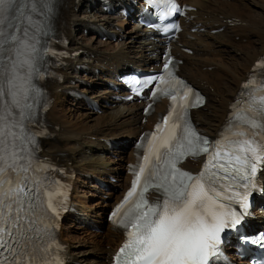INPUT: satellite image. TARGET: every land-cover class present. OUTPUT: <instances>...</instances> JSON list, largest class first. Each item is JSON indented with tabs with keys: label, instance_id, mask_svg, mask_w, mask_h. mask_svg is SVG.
Segmentation results:
<instances>
[{
	"label": "snow or ice",
	"instance_id": "1",
	"mask_svg": "<svg viewBox=\"0 0 264 264\" xmlns=\"http://www.w3.org/2000/svg\"><path fill=\"white\" fill-rule=\"evenodd\" d=\"M167 2L171 11L177 10L172 0ZM50 11V0H0V264H36L38 254L49 251L41 246L49 228L44 217L56 207L44 191L46 177L41 179L36 171L35 138L28 126L46 103L38 81L45 75V56L54 55L42 44L47 32L32 26V16ZM170 64L169 59L163 65L169 77ZM144 83H156L157 90L165 91L161 84L182 81L160 75ZM191 94V88L183 92L179 113L178 96L171 95L173 108L151 134L144 163L117 208L119 213L138 194L120 221L127 240L116 264H211L221 234L236 229L246 214L252 179L264 171V143L244 138L245 126L264 128V96L250 95L240 110L244 114H232L229 134L210 144L186 119ZM201 103L196 95L191 106ZM234 127L241 130L232 131ZM201 154L207 159L199 174L178 166L187 156ZM141 177L145 184L138 193ZM150 187L159 194L154 202L145 198ZM238 188L243 191L234 190ZM257 242L264 245V239L245 240Z\"/></svg>",
	"mask_w": 264,
	"mask_h": 264
},
{
	"label": "bare ground",
	"instance_id": "2",
	"mask_svg": "<svg viewBox=\"0 0 264 264\" xmlns=\"http://www.w3.org/2000/svg\"><path fill=\"white\" fill-rule=\"evenodd\" d=\"M183 1L191 5L192 10L184 23L186 30L180 33L173 51L182 61L180 73L207 96L205 105L194 111L195 121L209 135H216L254 62L264 58V0ZM245 1L247 6H242L241 2L245 4ZM129 20L130 33L123 36L120 33L124 23ZM56 26L63 28V37L67 40L64 50L75 52L76 55L69 59L68 65L62 70L61 81L49 85L53 102L45 117L51 124L53 137L43 143L41 154L57 162L66 173L74 175L68 180L73 186L77 208L76 213L65 216V220L70 219L69 227L73 222L96 226L98 229L105 227V231L94 233L93 241L85 242L83 238L69 235L70 231L63 227L64 221L60 236L65 243L68 264H108L124 237L103 218L104 211L119 199L129 185L126 164L133 160L135 138L150 129L158 112H163L166 106L162 101L150 116H146L139 104L114 98L106 81L113 73L128 68L134 61L148 60L155 64L160 51L151 33L125 18L122 13L109 14L97 0H63ZM100 28L109 30L116 37L118 45L113 53L102 54L96 48V39L86 45L81 37H77L79 31L98 32ZM216 29L219 31L214 33ZM185 48L191 49L192 53H187ZM78 65L83 68H78ZM86 76L89 81L85 80ZM96 79L98 81H94ZM72 89L92 98L98 104L97 110L88 108L83 98L71 95ZM80 111L85 114L80 115ZM74 113L82 116V119L76 116L75 119ZM109 139L121 143L117 148H110L105 142ZM114 157L124 163H117L116 166ZM186 165L197 168L198 162L187 161ZM94 175L107 182L110 177H116L119 182L108 185L111 189L107 192L108 197L102 199L99 208L91 215L98 222L93 225L86 215L89 208L83 201L87 192L79 191L81 181L78 180L82 177L93 181ZM261 177L264 182V173ZM91 186L96 187L95 184ZM112 199L115 200L111 203ZM70 239H77L76 242L80 245L82 242L83 246L75 245ZM54 243L50 237L41 246L49 249ZM36 264L55 263L45 253H39Z\"/></svg>",
	"mask_w": 264,
	"mask_h": 264
},
{
	"label": "rangeland",
	"instance_id": "3",
	"mask_svg": "<svg viewBox=\"0 0 264 264\" xmlns=\"http://www.w3.org/2000/svg\"><path fill=\"white\" fill-rule=\"evenodd\" d=\"M241 4H242V6H247L246 1H245V4H243L242 2H241ZM130 27H131V24H130V20H129L126 23H124V29H123V31L120 34L123 35V36L129 34L130 33ZM82 33L83 32H80V31L77 32V37L78 38L81 37V40H83V43L86 44V45H89L93 40L96 39L95 40V43H97V45H98V46H96V48L98 50H101V53L102 54H105V53L106 54L113 53L114 51H116L115 49H117L118 43H117V41H116L115 38H105V39L102 38V39H100V38H96L95 34H93L91 32L90 33H88V32L87 33H84L85 35H83ZM214 33H216V32H214ZM94 81H98V80H94ZM83 110L88 111L89 109L83 108ZM82 112H84V111H80L81 114L80 113L79 114L80 115H82V114L84 115L85 112L84 113H82ZM80 115L78 116L76 113H74L73 117H75V116L76 117H79V120H81L83 115L82 116H80ZM76 117H75V119H76ZM50 126L51 125H49V131L51 132V127ZM114 158H113L114 159V162L113 163H115L116 166H117V163H119V164H123L124 163V161H122L121 159L116 158V157H114ZM123 167H124V165H122V168ZM83 180H85L84 183H82ZM79 181H81L80 184H79V186H80L79 191L82 192L83 190H85L87 192V193H85V197L86 198H83V201H85L84 202L85 203V206L87 208H89V209H87L88 211H86L87 212L86 215L91 220H93L94 223L97 224L98 223V222H96L97 219L95 217L91 216V215H93L95 209L99 208L98 205L101 204L102 199H105L106 196L109 195L107 193L108 190L106 188L102 187V186H99V188H98V186H97V188L92 187L91 185H94V183L93 182H90V181L88 182L87 179L80 178ZM93 193H95L94 194L95 196H92ZM97 201L99 203L95 204ZM105 212L106 211H104L103 218H105V216H106V213ZM69 224H70V219H67V220H65V224L63 226V227H65V229H68L70 231L69 232V235H71V236H74L75 235L77 237L83 238V240L85 242L86 241H88V242L89 241H93L94 238H95L94 237V233H97L98 234V231L96 229H94L92 227H89L87 225H84L83 223L73 222L72 225H71V227H69ZM101 231H105V227H102L101 228ZM69 238H70V236H69ZM70 240L73 241L75 245H77V244L80 245V243H77L76 242L77 239H75V240L70 239ZM82 244L83 243L81 242V245L80 246H83Z\"/></svg>",
	"mask_w": 264,
	"mask_h": 264
}]
</instances>
